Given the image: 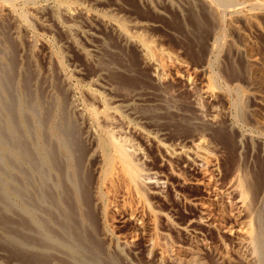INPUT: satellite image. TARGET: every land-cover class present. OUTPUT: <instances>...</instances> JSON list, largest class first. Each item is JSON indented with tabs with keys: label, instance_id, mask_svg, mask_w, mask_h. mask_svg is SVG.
Listing matches in <instances>:
<instances>
[{
	"label": "rangeland",
	"instance_id": "rangeland-1",
	"mask_svg": "<svg viewBox=\"0 0 264 264\" xmlns=\"http://www.w3.org/2000/svg\"><path fill=\"white\" fill-rule=\"evenodd\" d=\"M16 1L17 8L27 10L28 29L18 28L14 35L9 18L3 17L0 47L5 34L15 54L12 68L15 78H23V72L28 71L34 80L32 88L40 89L44 101L51 100L56 94L64 95L66 103L76 109H69V113L86 153L82 165L89 174V186L95 179L94 159L90 156L92 142L88 140L90 125L81 113L85 112L87 105L101 109L103 103L114 106L118 118L122 117L117 119L118 128H122V135L139 149L133 158L135 163L149 173L151 181H163L159 191L156 192L158 189L152 184L146 185L138 197L137 193L126 190L122 183H115L109 194L110 198L115 196V199L112 197L114 203L104 213H95L93 233L97 234L104 248L114 251L120 264H151L144 253L155 233L157 243L168 244L173 249L196 251L203 264H216L222 257V264H236L233 241L238 233V223L245 218V211L234 208L216 193L221 192L228 180L237 174L243 178L246 176L247 181L256 177V183L253 182L257 191L264 187V0H236L235 8L224 6L225 9H217L218 19L212 12L216 9L206 8L198 0H189L192 2L190 6L186 0H69L81 6L70 17L57 11L55 0H36L33 4ZM79 8L110 13L170 53L175 62L166 80L160 84L153 81L150 69L141 61L133 45L120 40L110 28L105 29L91 12L88 17L84 16ZM54 11L62 14L59 15L62 20ZM57 20L70 24L71 34L60 28ZM216 35L220 41L213 47L211 44ZM59 65L63 71L60 69L59 72ZM204 65L207 69L202 70ZM186 73H191L196 82L188 90L184 89L179 78ZM208 75H213L219 86L210 101H202V115L208 117L211 114V103L216 117L213 126L202 129L190 124L184 116H190L187 113L191 109L192 94L199 90L201 81ZM236 89L243 95L241 110L233 104ZM91 91L104 100L94 98ZM198 131H201L202 143L206 144L205 148L213 159V165L208 164L204 170L190 171L185 164L183 167L181 160L167 158L165 151L155 146L156 141L170 148L189 146ZM145 136L149 140L144 139ZM208 178L211 179L209 182ZM195 179L202 180V183L192 184ZM189 200L199 205L195 208L187 203ZM259 202L261 208L258 210H264V194ZM200 207L206 210L208 220L213 223L211 228L199 223L195 226L196 233H192L166 225L167 220L175 226L185 224L189 217H198ZM152 211L156 217L149 214ZM131 212L135 216L130 217ZM102 226L109 227L111 237L113 235L111 241L100 238ZM162 233L166 236L164 239ZM116 245L118 248L114 250ZM153 250L149 260L155 256ZM11 251L0 241V264H32L31 260L28 263L21 258L23 256L18 258ZM180 256H184L182 260L189 258L186 252H181ZM65 260L61 257L54 264H64Z\"/></svg>",
	"mask_w": 264,
	"mask_h": 264
},
{
	"label": "bare ground",
	"instance_id": "bare-ground-1",
	"mask_svg": "<svg viewBox=\"0 0 264 264\" xmlns=\"http://www.w3.org/2000/svg\"><path fill=\"white\" fill-rule=\"evenodd\" d=\"M35 1L21 0L20 3L33 4ZM186 1L189 2V0ZM74 2L55 0L54 4L57 11L70 17L78 9L77 7H81L76 3L74 4ZM198 2L206 8L216 9L212 11L216 16H214L215 19L220 17L216 15L218 14V8L224 6L235 8L238 3L236 0L235 2L234 0H198ZM17 3L16 0H0V23L3 24L2 19L7 16L12 23V28H14L12 30L14 35L17 33L18 28L28 29V22L26 23L27 10L25 12L21 7V9L17 8ZM191 3L189 2V6ZM79 9L86 17L91 12L86 8ZM109 14L91 12V16L99 21L105 29L110 28L112 34L114 33L120 40L133 45L141 61L150 69L153 81L158 84L163 83L166 76H168L171 65L175 62L170 53L168 54L167 51L157 47L152 40L145 38L138 31L130 29L131 27L129 28L124 22ZM59 18L61 19V17ZM57 23L65 32L71 34L72 26L70 24H63L60 20H57ZM144 26L146 25L144 24ZM30 35L33 34L30 33ZM217 36L211 44L213 47H216L220 41ZM33 39H37V37H33ZM8 40L7 35L5 37L4 34V40L1 41L3 46L0 47V241L3 246H6L7 250H12V255L18 256V258L23 256L21 257L23 260L28 261V263L31 260L32 264H54L61 257L66 258L64 264H120L117 260L118 257H115L117 254H114L111 249L104 248L100 242L101 240H98L97 234L94 235L95 215L101 212L104 213L114 203L115 200H112L114 195L112 194L113 196L110 198L109 194L111 188L116 185L115 183H122L126 190L137 193L138 197L142 187L152 184L158 189L157 192L160 190L163 181L159 179L151 181L150 178L152 177L148 175L149 173H145L135 163L133 158L138 154L139 149L133 145L132 141V144H130V139L128 140L122 135L120 131L122 128H118L117 119H122V117L118 118L119 114L116 115L117 111L115 112L114 106L103 103L101 109H95L92 105H85V112L83 110V113H81L83 119L90 125V136H88L90 138L88 140L90 139V142H92L90 156L94 159L93 171L95 177L93 178L95 179L93 186H89L90 177L84 171L82 165L83 156L86 153L81 144L79 132L69 113V109H72V111H76V109L70 103L67 104L66 97L60 94H56L57 96L49 101H44L39 92L40 89L37 87L32 88L34 80L28 71H22L25 75L20 79L12 75L13 55L15 54H13ZM72 40V44L75 45L73 38ZM58 59L56 60L58 61ZM206 65L201 67L202 70H205ZM59 67V72L63 71L61 65ZM179 78L184 83V89L187 90L194 85L193 83H196L191 73L180 75ZM201 82L199 90L192 94L191 109L187 113L190 116L185 115L184 118L188 119L190 124L195 127L203 129L214 124L216 112L214 105L210 103L211 114L204 117L201 103L214 97L217 91L216 87L219 85L213 75L206 77ZM36 83L34 84L36 85ZM195 89L197 90V88ZM90 93L99 101L104 100L103 98L101 100L99 94L92 91ZM234 95L233 104L236 109L241 110L243 95L237 89ZM170 96L173 97V94H170ZM144 139L149 140L148 136H145ZM202 141L201 131H198L195 137L190 140L189 146L181 145L170 148L160 141H156L155 146L157 149L165 151L167 158L179 159L182 161L183 167L185 164L190 171H198L200 169L204 170L208 164L213 165L211 152L207 151L208 148L206 150V144L204 146ZM135 158H138V156ZM210 178L207 179L208 182L211 180ZM254 180L247 181L246 176L243 178L238 174L233 175L228 180L227 186L221 192L216 193L227 199V202L234 208H239V210L242 208L245 211V218L238 223V233L233 241L235 244L234 252L237 257L236 264H264V210H258V208H261L259 207V198L264 194V187L262 190L260 189L261 191H257ZM201 183L202 180L195 179L192 184ZM187 203L195 208L196 205H199L193 200H189ZM202 208L200 207L198 211V217H189L183 225L175 226L169 220H167L166 225L169 228L192 233H196L195 226L199 223L211 228L213 223L208 220L207 212ZM149 214L152 217L157 216L154 211ZM133 216L135 214L131 212L130 217ZM102 227V232L100 231L102 234L99 233V235H102L100 238L111 241L113 235L111 237L109 227ZM154 234L155 238H150L148 241L149 249L145 250L144 253L145 258L150 261L149 263L203 264L196 251L173 249L167 246L168 244H159L157 243L159 241L156 240L158 235ZM161 237L164 239L166 236L163 234ZM130 245L132 246V244ZM117 248V245L114 246V250H117ZM152 249H154L153 252L155 251V256L152 260H149ZM181 252L188 253L189 258L182 260L181 258L186 255L181 257ZM220 260L216 264L224 263L223 257Z\"/></svg>",
	"mask_w": 264,
	"mask_h": 264
}]
</instances>
